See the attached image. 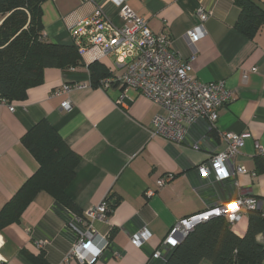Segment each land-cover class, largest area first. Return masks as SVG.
Returning a JSON list of instances; mask_svg holds the SVG:
<instances>
[{
	"label": "crops",
	"instance_id": "1",
	"mask_svg": "<svg viewBox=\"0 0 264 264\" xmlns=\"http://www.w3.org/2000/svg\"><path fill=\"white\" fill-rule=\"evenodd\" d=\"M97 1L114 24L122 25L108 0ZM261 2L264 5V0ZM127 5L153 32L168 38L177 58L188 62L192 77L224 81L232 91L231 99L219 107L214 127L209 128L204 119L191 122L183 140L172 143L151 134V122L160 107L138 89L123 88L113 81L106 88L91 85L87 65L94 60L103 63L108 74L124 70L99 47L89 46L81 55L84 66L73 71L45 68L43 81L28 88L23 100L0 102V208L38 169L21 137L45 120L80 158L65 192L81 213L61 207L50 194L39 191L20 221L0 231V259L33 264L29 256L43 253L48 264H81L75 258H65L75 239L76 218L107 196L116 204L109 206L105 220H95L92 225L109 241V247L92 264L154 262L151 254L178 220L237 195L254 196L264 211V23L252 38L240 34L234 27L240 10L233 0H127ZM200 8L208 13L204 22L198 15ZM41 10L46 40L70 44L69 29L88 16L94 4L45 0ZM201 25L199 39L190 46L186 32ZM76 82L86 85L56 93L63 85ZM66 99L71 103L69 110L61 108ZM226 131L249 133L234 163L255 175L238 174L234 180L215 181L198 171L197 166L213 151L224 147L221 133ZM169 172L173 178L158 186L157 179ZM142 224L150 234L146 243L137 247L130 236ZM247 224L244 212L231 228L244 234ZM257 239L264 243V232Z\"/></svg>",
	"mask_w": 264,
	"mask_h": 264
},
{
	"label": "built area",
	"instance_id": "2",
	"mask_svg": "<svg viewBox=\"0 0 264 264\" xmlns=\"http://www.w3.org/2000/svg\"><path fill=\"white\" fill-rule=\"evenodd\" d=\"M94 4V10L86 17L76 22L69 34L72 44L82 55L91 46L99 47L104 53L114 57L115 65L124 70L118 75H110L99 81V86L106 88L112 81L123 88L138 89L146 98L156 103L160 111L151 122V134L161 136L168 142L179 143L187 133L191 122L204 119L209 128L215 126L218 119V109L228 103L232 91L224 81L204 82L189 74V65L185 60L177 58L171 49L168 38L162 33L153 32L145 20L138 16L128 5L127 0H108L123 21L122 25L114 24L107 10L97 0H81ZM198 15L201 21L208 18V13L200 8ZM1 22V20H0ZM202 25L186 32L190 46L199 39ZM69 70L73 71L74 67ZM246 78V74H243ZM85 82L73 85L65 84L58 92H69L71 88H82ZM0 102L5 103L0 99ZM61 108L69 110V99L61 103ZM12 110L13 106L10 105ZM249 137L248 132H222L221 139L224 147L213 151L209 157L197 166L204 177L213 180H234L238 174L255 175L245 166L235 164L234 158L238 148ZM257 150L262 147L257 144ZM173 178L171 172L157 179L158 186H163ZM148 193L152 191L148 190ZM109 208L107 199L84 211L82 217L76 218V235L71 243L66 259L75 258L81 264H92L101 252L109 247V241L101 236L93 227L95 220H105ZM258 200L252 195H237L232 200L221 202L215 207L207 208L196 214L178 220L168 231L159 249L151 254L153 260L162 259L161 248L177 245L182 236L187 234L197 223L215 216H223L229 224L238 222L244 212L256 210ZM150 234L146 224H142L131 236L130 241L137 247L146 243ZM98 242V244H96ZM117 255L118 253L115 252ZM0 264H11L0 259Z\"/></svg>",
	"mask_w": 264,
	"mask_h": 264
},
{
	"label": "trees",
	"instance_id": "3",
	"mask_svg": "<svg viewBox=\"0 0 264 264\" xmlns=\"http://www.w3.org/2000/svg\"><path fill=\"white\" fill-rule=\"evenodd\" d=\"M45 0H0V99L23 100L27 89L43 81L48 67L67 70L84 66L72 44L47 41L43 33L41 4ZM239 8L235 29L252 38L264 23L261 0H233ZM91 85L109 76L103 63L87 65ZM22 144L38 162V169L0 208V231L19 222L21 214L39 191L50 194L61 207L80 215L65 189L74 177L79 156L65 144L45 120L33 125L22 137ZM111 196L106 199L110 207ZM118 199H116V202ZM244 234H238L223 216L197 223L173 247L162 251V259L149 264H264V243L257 236L264 232V211L248 210ZM33 264H48L43 253L29 256ZM151 261V260H150Z\"/></svg>",
	"mask_w": 264,
	"mask_h": 264
},
{
	"label": "water",
	"instance_id": "4",
	"mask_svg": "<svg viewBox=\"0 0 264 264\" xmlns=\"http://www.w3.org/2000/svg\"><path fill=\"white\" fill-rule=\"evenodd\" d=\"M186 236V234L184 236H182L181 240ZM180 240V241H181ZM176 246V245H175ZM164 248H161V251H163Z\"/></svg>",
	"mask_w": 264,
	"mask_h": 264
},
{
	"label": "rangeland",
	"instance_id": "5",
	"mask_svg": "<svg viewBox=\"0 0 264 264\" xmlns=\"http://www.w3.org/2000/svg\"><path fill=\"white\" fill-rule=\"evenodd\" d=\"M205 264H206V262H205Z\"/></svg>",
	"mask_w": 264,
	"mask_h": 264
}]
</instances>
